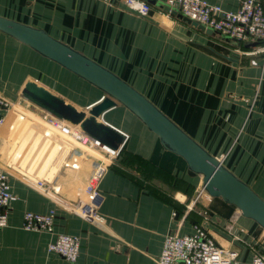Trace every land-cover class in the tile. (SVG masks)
<instances>
[{
	"label": "crops",
	"instance_id": "obj_1",
	"mask_svg": "<svg viewBox=\"0 0 264 264\" xmlns=\"http://www.w3.org/2000/svg\"><path fill=\"white\" fill-rule=\"evenodd\" d=\"M205 1L238 8L235 0ZM165 2L0 0V17L41 29L114 73L264 201V54L193 26ZM56 73L80 80L0 33V100L9 104L0 105V167L15 197L0 229V264H155L167 234L188 235L195 225L235 249L240 264L264 255V230L200 193L201 177L189 176L185 162L121 106L104 115L127 139L97 184L103 228L74 214L95 165L107 159L52 131L20 90L34 79L81 108L102 94L80 80L98 93L82 105L62 90ZM49 211L51 231L23 230L24 213ZM59 234L80 239L75 263L47 251Z\"/></svg>",
	"mask_w": 264,
	"mask_h": 264
},
{
	"label": "water",
	"instance_id": "obj_2",
	"mask_svg": "<svg viewBox=\"0 0 264 264\" xmlns=\"http://www.w3.org/2000/svg\"><path fill=\"white\" fill-rule=\"evenodd\" d=\"M0 33L29 47L102 94L97 101L81 108L40 82L27 79L20 96L30 105L75 128L115 155L122 150L127 136L108 124L104 115L118 106L123 107L158 138L164 150L185 162L189 176L201 177L203 192L234 206L241 216L264 230V201L128 83L41 29L0 17Z\"/></svg>",
	"mask_w": 264,
	"mask_h": 264
},
{
	"label": "built area",
	"instance_id": "obj_3",
	"mask_svg": "<svg viewBox=\"0 0 264 264\" xmlns=\"http://www.w3.org/2000/svg\"><path fill=\"white\" fill-rule=\"evenodd\" d=\"M235 1L238 2V8L235 11H225L220 6L210 4L205 0H166L165 4L170 10L177 11L183 18L237 44L251 43L254 52L264 54V46L258 45L259 42L264 41V0ZM143 9L146 8L143 7ZM0 105L6 108L9 106L4 100H0ZM45 121L52 131L68 142L88 150L101 151L107 156V162L117 156L111 150L107 152V148L97 141L89 139L75 128L51 116L47 115ZM1 124L2 119H0V126ZM108 164L104 160L98 163L84 186L85 199L78 200L70 208L74 214L101 228H103L104 220L97 212L100 204L97 184ZM36 187L44 191L41 182H38ZM201 192H203L202 188ZM14 200L15 197L9 190L7 174L0 167V229L7 224L6 210ZM190 209L191 206H187V210ZM54 217V211L45 214L26 212L23 214L22 228L25 231H51ZM79 250L80 239L67 234L57 235L47 246L48 252L57 254L69 263L77 261ZM155 264H240V262L235 249L218 245L205 228L195 225L193 232L188 235L167 234ZM250 264H264V255L254 253Z\"/></svg>",
	"mask_w": 264,
	"mask_h": 264
},
{
	"label": "rangeland",
	"instance_id": "obj_4",
	"mask_svg": "<svg viewBox=\"0 0 264 264\" xmlns=\"http://www.w3.org/2000/svg\"><path fill=\"white\" fill-rule=\"evenodd\" d=\"M56 78L60 79L62 90L82 105L88 103L91 99L98 95V93H94L92 89L87 87V85H85L82 81L73 79L65 73H63L62 76L56 73ZM102 159H107V156L102 155ZM104 162L108 163L106 160H104ZM97 165L98 163L95 167Z\"/></svg>",
	"mask_w": 264,
	"mask_h": 264
},
{
	"label": "trees",
	"instance_id": "obj_5",
	"mask_svg": "<svg viewBox=\"0 0 264 264\" xmlns=\"http://www.w3.org/2000/svg\"><path fill=\"white\" fill-rule=\"evenodd\" d=\"M258 45H260V46H264V41H262V42H259L258 43ZM123 164H124V162H123ZM125 166H129V164H128V161H126L125 162V164H124ZM154 176L156 175V174H161L158 170H156V171H153V173H152ZM144 175V180L146 181H148L149 179H150V174H143ZM144 180H143V182H144ZM144 183H146V182H144Z\"/></svg>",
	"mask_w": 264,
	"mask_h": 264
},
{
	"label": "bare ground",
	"instance_id": "obj_6",
	"mask_svg": "<svg viewBox=\"0 0 264 264\" xmlns=\"http://www.w3.org/2000/svg\"><path fill=\"white\" fill-rule=\"evenodd\" d=\"M106 151L108 152V149Z\"/></svg>",
	"mask_w": 264,
	"mask_h": 264
}]
</instances>
